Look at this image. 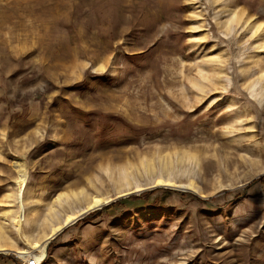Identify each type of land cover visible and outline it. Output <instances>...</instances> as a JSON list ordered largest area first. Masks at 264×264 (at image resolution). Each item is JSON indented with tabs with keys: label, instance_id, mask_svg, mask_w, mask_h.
I'll return each instance as SVG.
<instances>
[{
	"label": "rangeland",
	"instance_id": "1",
	"mask_svg": "<svg viewBox=\"0 0 264 264\" xmlns=\"http://www.w3.org/2000/svg\"><path fill=\"white\" fill-rule=\"evenodd\" d=\"M123 174L144 187L120 195ZM259 176L264 0H0V264L93 194L153 188L160 205L63 226L38 264H264Z\"/></svg>",
	"mask_w": 264,
	"mask_h": 264
},
{
	"label": "bare ground",
	"instance_id": "2",
	"mask_svg": "<svg viewBox=\"0 0 264 264\" xmlns=\"http://www.w3.org/2000/svg\"><path fill=\"white\" fill-rule=\"evenodd\" d=\"M13 167L15 170V184H16V200L19 202V207L20 210L17 214V217L15 219L16 225H18V231L21 232V226L20 224L23 221L24 218V198H25V194L27 192V188H28V181H29V169L25 163V161L22 158H15L13 160ZM121 180L127 185L126 188L128 189V191H121L119 194H125L127 192H130L132 190V187H134V190H139L141 188H143L144 186L141 183H135L134 185H132L130 179H128V176L126 174H123L120 176ZM119 178V179H120ZM154 185H170L173 184V181L170 178H165L163 176H157L154 178V180L152 181ZM83 193L82 190L78 191V193H73V195H79ZM66 196H69V194L67 193ZM60 198V197H59ZM109 197L106 195H98V194H93L89 197V199L87 200L86 204L75 208L71 211H67L62 219V221L58 224H52L49 228L48 231L45 230V232H43V237L44 239H40L38 237H34L32 238L31 234L29 233H25L24 232V236H26L27 238H31V240H27L29 242V245L32 249H29L27 247H23L18 249V252L20 254V256H22L23 258H26L28 255H32L35 257V259L37 261H41L42 258H44L45 253H46V241L49 238L54 237L55 233L60 230L63 226L68 225L72 222H74L75 220H77L78 218H80V216L85 213L86 211L90 210V209H94L102 204H105L107 201H109ZM35 216L34 214H32V216L29 219H33ZM82 217V216H81ZM8 247L5 246L4 244L0 243V250H6Z\"/></svg>",
	"mask_w": 264,
	"mask_h": 264
},
{
	"label": "trees",
	"instance_id": "3",
	"mask_svg": "<svg viewBox=\"0 0 264 264\" xmlns=\"http://www.w3.org/2000/svg\"><path fill=\"white\" fill-rule=\"evenodd\" d=\"M263 177L264 176H259L258 178L253 179L252 181H250L248 183L247 186H250V185L254 184L257 181L262 180ZM158 189H160V188H153V189L145 190V191H143V192H141L139 194H133V195H128L126 197L117 198V199L109 202L108 204L104 205L101 208H97V209H94V210H91V211L87 212L82 217L78 218L76 220V222H89V221H92L96 217L100 216L101 213H102V210H104L106 208L120 207V206L124 207L125 205H124L123 202H124L125 199H143L145 202H149V204L152 205V206H158V205H160L159 196H155L154 198L151 199V196H152L153 192H155ZM189 194L192 197H194V198H196L198 200H201V201H204V202L208 201V199L201 198L199 195H197L195 193L189 192ZM1 254L2 253H0V256H2Z\"/></svg>",
	"mask_w": 264,
	"mask_h": 264
},
{
	"label": "built area",
	"instance_id": "4",
	"mask_svg": "<svg viewBox=\"0 0 264 264\" xmlns=\"http://www.w3.org/2000/svg\"><path fill=\"white\" fill-rule=\"evenodd\" d=\"M26 264H38L39 261H37L35 258H26L25 259Z\"/></svg>",
	"mask_w": 264,
	"mask_h": 264
},
{
	"label": "water",
	"instance_id": "5",
	"mask_svg": "<svg viewBox=\"0 0 264 264\" xmlns=\"http://www.w3.org/2000/svg\"><path fill=\"white\" fill-rule=\"evenodd\" d=\"M81 216H82V215H81ZM81 216H80V217H81ZM75 221H76V220H75ZM65 226H66V225H65Z\"/></svg>",
	"mask_w": 264,
	"mask_h": 264
}]
</instances>
